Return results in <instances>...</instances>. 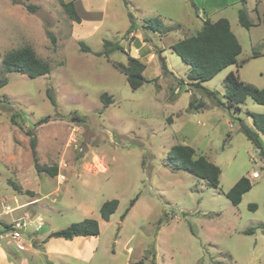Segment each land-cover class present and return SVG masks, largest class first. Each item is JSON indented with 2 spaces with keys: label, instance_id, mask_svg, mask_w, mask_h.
Instances as JSON below:
<instances>
[{
  "label": "rangeland",
  "instance_id": "obj_1",
  "mask_svg": "<svg viewBox=\"0 0 264 264\" xmlns=\"http://www.w3.org/2000/svg\"><path fill=\"white\" fill-rule=\"evenodd\" d=\"M18 1L39 6L32 14L0 0V79L8 81L0 88V225L23 219L29 251L18 255L28 264H264V158L242 130L253 128L248 113L264 114V105L248 98L240 111L218 106L192 85L189 68L168 48L205 20L226 18L242 45L240 66L228 67L204 88L225 102L226 76L238 72L242 81L264 89V0H193L196 7L191 0H64L76 4L81 23L68 17L59 0ZM244 7L250 29L239 23ZM148 20L162 26L144 29ZM132 24L149 40L146 46L127 34ZM106 40L125 52L97 55ZM81 43L91 52L82 51ZM25 45L51 64L49 74L30 79L4 72L3 56ZM159 48L166 49L178 80L164 73L157 57L145 72L151 82L131 89L114 64L138 55L147 61L149 51ZM105 93L114 100L106 109ZM193 96L205 102L203 109H188ZM28 131L37 139L38 162L57 166L56 177L37 171ZM176 145L193 147L219 166L220 186L174 170L168 154ZM242 177L253 188L234 206L225 193ZM114 199L118 209L104 221L101 207ZM84 219H95L100 228L89 248L79 241L55 246L70 256L40 248L51 233ZM40 223L43 229L36 231ZM78 249L81 260L71 256Z\"/></svg>",
  "mask_w": 264,
  "mask_h": 264
},
{
  "label": "trees",
  "instance_id": "obj_2",
  "mask_svg": "<svg viewBox=\"0 0 264 264\" xmlns=\"http://www.w3.org/2000/svg\"><path fill=\"white\" fill-rule=\"evenodd\" d=\"M245 2V0H242ZM192 5L196 7L193 0ZM14 5L21 4L26 10L32 14L36 13L39 6L28 4L24 5L18 0H12ZM59 4L64 9L68 17L75 23H81L82 19L78 14L74 2H65L59 0ZM132 18V16H131ZM239 23L242 27L250 29L254 24L250 19L248 10L244 7L238 14ZM133 20V18L131 19ZM133 22V21H132ZM148 24L143 25L144 29H153V23L160 25L158 20H148ZM135 26L132 24L127 34H131L135 31ZM48 36L51 37V41L55 42V38L51 32H48ZM145 42L149 40L144 37ZM81 49L84 52H91L90 47L81 43ZM171 49L178 55L184 64L189 66V72L187 79L195 87L205 91L210 97H214L218 106L227 107L240 111V106L245 104L248 98L260 105H264V89H259L252 84L246 83L240 79L238 72H229L226 76V92L223 95L225 102L217 99L216 92H212L202 86V83L212 80L223 70L232 65H239L238 57L242 53V45L231 30V25L228 19L221 18L216 22H212L209 19L205 20L201 30L197 31L194 35L185 37L172 45ZM116 50H125L119 43L106 40L104 42V48L97 55L109 56L110 53ZM258 53H254L253 57H258ZM162 68L165 74L172 75L167 68V64L164 58H160ZM2 65L4 72H16L27 76L30 79H36L41 76H45L51 72V64L40 58L35 50L28 45L22 46L15 50L7 52L2 58ZM115 67L125 74L128 83L133 90H137L145 83L151 82L145 77V71L147 65L138 58L128 56L127 63H115ZM8 81L4 77L0 79V88L7 85ZM179 83H184L180 80ZM47 96L53 105H56V100L51 90L47 91ZM101 100L106 109L111 105L114 100L106 93L102 95ZM205 102L197 100L194 96L190 101V110H201L205 107ZM253 118L254 127L250 128L243 126L242 130L245 133L249 141H251L258 149L259 154L264 158V142L261 135H264V114L248 113ZM46 120V119H45ZM44 120V121H45ZM31 136V148L35 167L38 172H46L51 177L58 175L57 166H41L38 162L36 155L37 139L33 131L27 132ZM168 160L170 161L174 170L186 171L194 175L195 177L207 181L211 186H220V177L222 170L219 166L209 161V159L203 155H198L193 147L186 145L174 146L168 154ZM253 188V184L247 177H242L228 192L225 193L226 198L234 205L238 206L243 196ZM137 198L131 201L130 206L133 207ZM119 201L117 199L105 202L100 210L101 218L104 221H109L110 217L117 211ZM250 210L255 211L257 205L251 204ZM124 214L127 215L128 211ZM6 229H11V226H5ZM247 234L253 233V229L246 231ZM100 228L95 219H84L81 222L73 223L66 229L56 231L48 235L45 242L50 239H64L66 241H72L76 237H93L99 236ZM40 247V246H39ZM44 250L43 247H40ZM129 264H143L142 261H137Z\"/></svg>",
  "mask_w": 264,
  "mask_h": 264
},
{
  "label": "crops",
  "instance_id": "obj_3",
  "mask_svg": "<svg viewBox=\"0 0 264 264\" xmlns=\"http://www.w3.org/2000/svg\"><path fill=\"white\" fill-rule=\"evenodd\" d=\"M75 7H76V4H75ZM77 9V8H76ZM78 12V11H77ZM79 14V12H78ZM80 15V14H79ZM81 17V16H80ZM82 19V18H81ZM230 22V21H229ZM231 25V23H230ZM203 27V25H202ZM130 29V28H129ZM202 29V28H201ZM200 29V30H201ZM231 30H232V26H231ZM197 32V31H196ZM195 32V33H196ZM233 32V31H232ZM194 33V34H195ZM136 38L138 37L139 41H142L143 45L146 46V42L143 40V37H141L140 35L138 36L136 32H133L132 33ZM193 34V35H194ZM191 36V35H190ZM142 39V40H141ZM238 39V38H237ZM182 40V39H181ZM172 45H170L168 48L169 50L173 51L171 49ZM15 50V49H13ZM12 51V50H11ZM135 52L137 53H140V50L137 48L135 49ZM157 53H154V52H150L149 51V56H148V60H144L143 58L145 57H141L140 55L137 56L138 59H140L141 61H143L146 65H147V68L148 66L152 63V61H154L157 57H159V59L162 57L165 59V62L167 64V67H168V70L172 73V77L175 78L176 80H178L177 76L174 75V73L170 70V65H169V61H168V58L167 56L165 57L164 54L166 53V49L164 48H159L157 49L156 51ZM186 65V64H185ZM187 67L189 68V66L187 65ZM146 68V70H147ZM224 71V70H223ZM146 72V71H145ZM189 72V69L188 71ZM188 74V73H187ZM186 78H187V75H186ZM186 81V80H185ZM208 82V81H207ZM186 83V82H185ZM206 83V82H204ZM202 83V86L203 84ZM204 87V86H203ZM179 91V88L176 89L175 91V95L176 97L178 98V92ZM177 100V99H176ZM169 103H172V102H169ZM254 127V126H253ZM255 175V174H254ZM257 175V174H256ZM16 220V219H15ZM14 221V220H13ZM41 224V223H40ZM0 228L3 229V228H6L2 225H0ZM43 229V224H42V228ZM40 229V230H41ZM37 230V229H36ZM39 231V230H38ZM48 234V233H47ZM41 237H46L45 235L41 236ZM93 237H96V236H93ZM93 237H89V238H85V237H76L74 238L72 241H66L64 239H50L49 241H47L45 244H44V251H46V253L49 255L51 253H54L56 254L57 256H66V255H69L70 256V253L67 254L66 250H62L60 249L59 247L55 248V246H68L70 243H74V241H79L78 243H81L84 245V247H88L89 248V242H91V239ZM42 238V239H43ZM41 239V240H42ZM63 240V241H61ZM57 241V242H56ZM22 243L25 245V250H18L15 245L13 244H6V243H2L1 244V247H0V264H28V260L26 257H20L18 255V253L20 252H28L29 251V248L28 246L22 241ZM62 243V244H61ZM81 250L82 249H78V251L76 253H74V255H71L72 257H74V259H80L81 257ZM80 253V255H79ZM81 260V259H80Z\"/></svg>",
  "mask_w": 264,
  "mask_h": 264
},
{
  "label": "built area",
  "instance_id": "obj_4",
  "mask_svg": "<svg viewBox=\"0 0 264 264\" xmlns=\"http://www.w3.org/2000/svg\"><path fill=\"white\" fill-rule=\"evenodd\" d=\"M257 176L256 174L254 177ZM25 223L23 219L19 218L13 221L11 229L0 228V247L2 243L14 244L15 247L22 251L25 250V245L22 243V236L25 234ZM42 228V223L38 225L37 230Z\"/></svg>",
  "mask_w": 264,
  "mask_h": 264
},
{
  "label": "water",
  "instance_id": "obj_5",
  "mask_svg": "<svg viewBox=\"0 0 264 264\" xmlns=\"http://www.w3.org/2000/svg\"><path fill=\"white\" fill-rule=\"evenodd\" d=\"M258 152V151H257Z\"/></svg>",
  "mask_w": 264,
  "mask_h": 264
}]
</instances>
